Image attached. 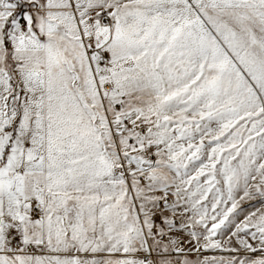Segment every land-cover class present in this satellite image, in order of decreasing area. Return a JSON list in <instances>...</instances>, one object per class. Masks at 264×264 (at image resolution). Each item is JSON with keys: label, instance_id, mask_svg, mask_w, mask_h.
Segmentation results:
<instances>
[{"label": "snow or ice", "instance_id": "6c2138e0", "mask_svg": "<svg viewBox=\"0 0 264 264\" xmlns=\"http://www.w3.org/2000/svg\"><path fill=\"white\" fill-rule=\"evenodd\" d=\"M0 264H264V0H0Z\"/></svg>", "mask_w": 264, "mask_h": 264}]
</instances>
